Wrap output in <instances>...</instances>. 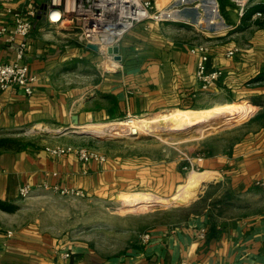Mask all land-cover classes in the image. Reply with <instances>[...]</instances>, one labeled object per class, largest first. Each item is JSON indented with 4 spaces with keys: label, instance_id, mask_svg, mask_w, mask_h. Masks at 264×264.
<instances>
[{
    "label": "crops",
    "instance_id": "crops-1",
    "mask_svg": "<svg viewBox=\"0 0 264 264\" xmlns=\"http://www.w3.org/2000/svg\"><path fill=\"white\" fill-rule=\"evenodd\" d=\"M207 1L206 6L200 0H154L156 10L174 11V16L148 20L129 32L118 69L105 72L98 66V51L81 42L72 27L44 17L48 0H0V64L16 59L21 42L14 38V14H42L24 57L35 78L33 94L0 91V138L13 140L0 148V264H264V212L230 216L211 204L197 210L191 205L185 219L145 229L123 251L109 255L78 236L42 227L24 210L30 198L21 196L26 185L58 186L82 193L72 197L98 201L135 191L170 197L190 167L215 173L216 183H227L238 195L264 188V122L249 125L221 151L193 161L136 156L129 162L105 155L85 161L75 152L51 151L63 144L22 143L14 137L41 128L78 133L83 125L112 122L127 100L134 110L186 108L183 104L193 100L198 62L191 49L205 21L211 27L203 33L212 44L209 69L223 70L228 87L246 95L241 100L249 102L247 107H263L264 80L258 78L264 79V14L254 15L264 0H246L251 20H259L247 28L231 0ZM235 34H244L245 41L230 40ZM234 48L239 51L229 57Z\"/></svg>",
    "mask_w": 264,
    "mask_h": 264
},
{
    "label": "rangeland",
    "instance_id": "rangeland-1",
    "mask_svg": "<svg viewBox=\"0 0 264 264\" xmlns=\"http://www.w3.org/2000/svg\"><path fill=\"white\" fill-rule=\"evenodd\" d=\"M200 2L207 6V0ZM192 5L193 2H189V6ZM169 12H173L171 16H174V11ZM209 14L210 12H207L206 15ZM199 27L200 35L194 36L198 39L196 45L209 43L203 33H207L211 27L207 26L206 21L204 26L199 25ZM244 37V34H235L229 39H239L243 43ZM225 38L228 40V36ZM112 62L114 60H109L103 55L98 56V66L105 72L118 69L113 67L115 65L112 66ZM228 81L225 73L216 80L202 78L196 68L193 100L183 104L187 105L186 108L180 104L175 107L134 110L127 100L126 107L120 111L121 113L114 114L109 119L112 121L128 118L156 120L180 111L196 112L203 109L202 106L209 108L216 104L235 105L232 114L210 119L201 124L193 126L170 124L149 132L84 133L79 131V127L78 133H61L41 128L36 131L18 132L14 137L22 143L73 145L112 158L122 157L129 162L134 161L136 156L150 161L169 158L193 161L221 151L227 145L236 142L249 125L258 127L264 122V106L258 109L247 107L249 102L241 100L246 95L229 88ZM252 115L256 118L250 120ZM193 170L203 171L197 167L186 169L179 178L182 184L189 181ZM203 172L206 173L202 183L204 186H201L199 193L193 198L183 202L176 203L170 200L177 192L170 197L160 195L167 199L165 201L151 203L141 201V203L138 200L147 192L124 193L117 199L98 201L75 198L60 191L44 190L34 193L25 203L24 210L27 213L26 218L38 221L42 227L78 236L79 240L93 243L99 251L109 255L123 251L145 229L185 219L192 210L188 208L191 205L197 210L211 204L230 216L264 212V188L254 189L246 195H238L231 191L227 183H216L215 173L207 170Z\"/></svg>",
    "mask_w": 264,
    "mask_h": 264
},
{
    "label": "built area",
    "instance_id": "built-area-1",
    "mask_svg": "<svg viewBox=\"0 0 264 264\" xmlns=\"http://www.w3.org/2000/svg\"><path fill=\"white\" fill-rule=\"evenodd\" d=\"M231 2L236 6L239 17L244 18L248 11V2L246 0H231ZM43 15L53 25L64 23L72 27L79 35L80 41L86 45H97L99 55L114 60L112 66L117 64L118 60H116L115 54L109 53V48H120L125 36L148 20L164 18L162 16L163 10L155 9L154 0H48ZM39 16L42 14L37 11L16 12L14 14V38L20 39L21 42L16 50V59L13 62L0 64V91L17 88L27 96L33 94L35 78L31 75L29 65L24 63V57L28 47L27 39L36 28ZM262 16L263 13L261 12L254 15L255 18ZM211 51V43L195 45L191 49L193 54L198 55L199 76L216 80L223 75V70L209 69L208 62ZM238 51V48L231 49L227 55L232 57ZM51 151L59 156L75 152L85 161L105 157L102 154L73 145L57 146ZM44 190L82 196L80 191L61 189L58 186L49 187L48 185L38 188L26 185L21 190V196L22 198H29L34 193ZM70 256L69 252L64 254L65 258Z\"/></svg>",
    "mask_w": 264,
    "mask_h": 264
},
{
    "label": "bare ground",
    "instance_id": "bare-ground-1",
    "mask_svg": "<svg viewBox=\"0 0 264 264\" xmlns=\"http://www.w3.org/2000/svg\"><path fill=\"white\" fill-rule=\"evenodd\" d=\"M173 12L167 10L163 11V17H170ZM117 67V64H114ZM235 111V105H223L216 104L212 107L197 110L196 112L180 111L169 116H162L156 120H141L137 118H128L121 121H112L106 123H95L91 125H85L80 127L79 131L88 133H101L105 131L119 132V131H132V132H149L159 127L179 124L185 126H193L201 124L207 120L214 119L220 116L232 114ZM168 115V114H167ZM206 173L203 171L193 170L189 181L186 184H182L178 187V191L170 200L173 202H183L193 198L197 193H199L202 186L203 180L205 179ZM165 201L158 195L152 193H146L140 198L139 202H158ZM141 202V203H142ZM167 202V201H166ZM169 202V201H168Z\"/></svg>",
    "mask_w": 264,
    "mask_h": 264
},
{
    "label": "trees",
    "instance_id": "trees-1",
    "mask_svg": "<svg viewBox=\"0 0 264 264\" xmlns=\"http://www.w3.org/2000/svg\"><path fill=\"white\" fill-rule=\"evenodd\" d=\"M209 1H210L209 3H211V0H209ZM259 12L264 14V8H261V10ZM251 18H252L251 13H247L246 16L244 18H242V24L245 28H247L248 26H250V24H253L254 22L259 24L258 19H256L255 21H252ZM258 80L262 81L264 79H263V77H259ZM12 142H13L12 139L0 138V148L3 146H6L8 143H12Z\"/></svg>",
    "mask_w": 264,
    "mask_h": 264
},
{
    "label": "water",
    "instance_id": "water-1",
    "mask_svg": "<svg viewBox=\"0 0 264 264\" xmlns=\"http://www.w3.org/2000/svg\"><path fill=\"white\" fill-rule=\"evenodd\" d=\"M88 47H89L90 49L94 50V51H98V46L95 45V44H89ZM109 53H111V54H115V55H116L115 58H116V60H118V61L122 59V57H121V55H120V48H119V47L109 48ZM203 186H204V185H203ZM203 186H202V187H203Z\"/></svg>",
    "mask_w": 264,
    "mask_h": 264
}]
</instances>
